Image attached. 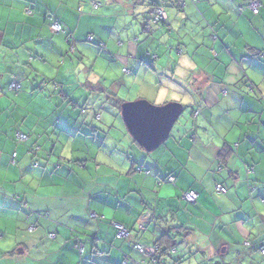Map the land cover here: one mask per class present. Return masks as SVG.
I'll return each instance as SVG.
<instances>
[{
    "label": "crops",
    "instance_id": "crops-1",
    "mask_svg": "<svg viewBox=\"0 0 264 264\" xmlns=\"http://www.w3.org/2000/svg\"><path fill=\"white\" fill-rule=\"evenodd\" d=\"M90 1L16 0L36 18L11 31L0 29V51L6 49L11 54L10 59L19 57L21 61L18 67L12 63L0 73V117H3L0 119V165L10 166L14 161H20L26 171H31L37 168L35 162L39 167L52 164V171L68 182L64 191L71 192L85 182L80 171L91 174L99 167L92 151L100 150L109 139L119 140L122 145L128 141L136 143L127 132L120 107L138 100L151 103L150 99L141 98L148 96V89H138L133 83L129 85L131 91L116 90V80L110 76L96 84L87 81L77 84L63 75L59 79L37 75L34 61L50 62L49 58L55 57L57 60L66 58V63L73 59L79 63L75 58L77 53L73 52L74 46L77 51L81 48L103 49L104 57L111 65L121 53L111 47L100 48V45L105 46L112 40L118 49L124 47L133 72L144 69L157 72L163 70L158 65L164 58L157 51L161 47L156 43L158 34L175 36L174 40L165 43L168 50L180 56L188 42L178 38L179 33L199 29V42L190 52L202 67L183 84L194 102L182 105L185 109L189 107V111L175 125L164 146L152 152V159L132 158L126 171L119 165L101 169V175L107 179L91 185L86 206L76 201H71V205H66L67 202L34 203L23 192L9 198L0 191V212H14L29 218L33 226L43 229L41 240L44 244L64 241L54 258L41 264H122L125 256L129 258V264H183L186 256H199L206 264H251L253 256L259 255V248L264 246V233L258 229V222L249 211L253 199L264 200V97L257 95L259 85L254 79V75L264 77V0H261L263 5L259 14L248 8L242 9L250 0H187L181 11L173 5L175 0H145L150 9L148 19L143 22L140 15L145 11L141 8L143 0H107L114 8L98 13L94 11L97 5H91ZM153 4L164 8L168 26L150 23ZM217 8L219 12L215 11ZM114 12L127 15V23L118 24ZM229 12L246 24L249 41L241 43L243 36H238L225 20ZM50 17L64 25V34L51 30L53 21ZM131 28L136 31L134 34ZM89 37L94 41H88ZM69 53L75 57H70ZM230 66L239 73V79L233 76V83L225 79ZM17 82L22 85L20 93L9 91L10 84ZM13 96L22 98L24 103L13 101ZM58 96L63 102L61 108L56 101ZM221 101L239 110L241 120L237 127L240 134L235 139L226 137L210 154L211 179L214 185H222L229 191L237 188L242 175L245 184H241L236 193L240 205L232 210L231 225L214 223L209 231L215 233L216 239L208 242L207 247H193L190 245L197 231L192 226L193 218L205 213L216 218L224 215L187 167L190 151L204 131L203 126L196 123L197 118H202L209 109L217 108ZM197 110L201 113L194 118L193 113ZM99 116L104 119L100 120ZM222 118H226L224 113L218 117ZM18 133H25L30 140L18 143ZM66 139L79 145L75 151L88 155L74 159L65 157L64 163L60 155L55 159ZM37 147L39 151L30 156V151ZM137 147L141 146L137 144ZM14 154L17 155L15 159ZM146 168L154 169L163 187L172 189L171 194L165 195L157 186L159 194L155 203L146 199L130 179L135 175L134 169ZM169 176L176 178L175 185L168 183ZM189 190L199 194L197 203L182 200L183 193ZM108 205L119 207L131 219H102L99 209ZM92 214L100 218L95 219ZM112 222L128 227L130 238L118 239V231ZM168 234L175 237L176 249L157 260L144 258L134 249L135 244L154 246ZM79 242L84 245L83 256L77 250ZM247 242L250 247L244 246ZM33 256L34 249L25 245L11 250L7 257L0 254V262L31 264Z\"/></svg>",
    "mask_w": 264,
    "mask_h": 264
},
{
    "label": "clouds",
    "instance_id": "clouds-1",
    "mask_svg": "<svg viewBox=\"0 0 264 264\" xmlns=\"http://www.w3.org/2000/svg\"><path fill=\"white\" fill-rule=\"evenodd\" d=\"M215 11L219 12L220 9L217 8ZM114 15L116 16L117 23L121 25L126 24L129 18L123 13L114 12ZM35 18L33 12L19 2H16V0H0V29L11 31L14 27L19 28L22 25H27L29 21ZM225 20L236 30L238 36H243L241 43L249 41L248 28L242 20L238 19L232 12L225 15ZM176 27L179 29L178 24ZM158 35L159 38L156 43L161 47L157 51H160L164 57L159 61L158 65L159 68L163 69L162 71L152 72L149 69H144L133 72L124 47L118 49L116 43L109 40L104 47H111L114 51L121 53L118 58L113 59L111 65L104 57L103 49L93 48L85 52L83 48L77 51V48L74 46L73 52H76L81 57L79 63L75 59L71 63H66V58L57 60L55 57H50V62L34 61L36 69H38L37 75L57 79L63 75L69 77L77 84L84 81L96 84L105 76L112 77L115 75L117 77L114 86L116 90L124 89L131 91L129 85L133 83H135L138 89L141 87L148 89V96H142L141 98H148L153 105L157 106L151 109L153 112L166 110L172 104H192L194 97L187 92L183 84L190 81L202 67L201 64L192 58L190 52V49L195 47L199 42V29L179 33L178 38L188 42V47L184 54L180 56H175L168 50L165 43L170 39L174 40L175 36L170 37L166 33ZM10 55L6 49L0 51V73L4 72L9 64L15 63L17 67L20 65V58L13 57L10 59ZM233 76H235V79H239V73L236 68L230 66L228 72L225 74L226 81L233 83ZM254 79H256V83L259 85L257 95L264 97V77L254 75ZM12 100L18 104L24 103L22 98L16 96H13ZM226 109L227 111H225ZM221 113H224L226 118L218 119ZM98 118L100 120L104 119L103 116H99ZM0 119H3V117H0ZM240 120L241 114L239 110L224 101H221V104L217 108L209 109L202 118H197L196 120L197 124L203 126L204 131L200 134L190 151L187 167L224 215L216 218L211 213H205L203 216L194 217L195 223L192 226L197 231L193 234L190 246L207 247L208 242L216 239L215 233L209 231V229L213 227L214 223L224 222L226 227L231 225L232 210L240 205V200L236 193L240 185L245 184L244 176H241L240 181L237 183V188L229 191L214 185L209 172L210 154L214 153L216 145L226 137L235 139L240 134L237 127ZM128 126L131 129L132 135L135 136L136 141L142 147L138 148L137 144L132 141H128L127 144L122 145L119 140L109 139L100 150L91 152V155L97 157L96 164L99 165L95 173L90 174L78 169L80 176L83 177L85 182L77 188L72 189L71 192L64 191L68 182L52 171V164H46L44 167H37L34 170L26 171L24 164L20 161H14L10 166L0 165V191L4 195L9 196V198L15 193L23 192L34 203L43 201L46 204H52L76 201L81 206H86L87 193L91 191V185L107 179L101 175V169L107 166L116 167L119 165L126 171L132 158L137 159L139 157V159L145 160L153 158L151 151H145V143L153 141L152 134L142 128L131 116L129 117ZM77 147L79 145L72 139L64 140L59 149L61 162H65V157L74 159L75 156L88 155L87 152L75 151ZM240 167L243 170V165H240ZM134 172L135 175L130 176V179L135 182L136 187L140 189L141 194L146 199L153 203L156 202L159 194L157 186H160V192H163L165 195L171 194L172 189L163 187L161 178L154 169H134ZM189 198H192L191 195ZM249 211L252 212L255 221L258 222V229L264 233V200L257 201L253 199L249 205ZM99 212L103 214L101 218L108 221L131 219L119 207L111 205L100 208ZM43 234V229L33 226L29 218L17 215L14 212H0V250H2L0 254H3L5 257L8 256L11 250L27 245L34 249L31 264H41L43 261L51 260L64 241L61 239L55 245L44 244L41 240ZM183 264H206V262L204 258L199 256H186ZM251 264H264V253L253 256Z\"/></svg>",
    "mask_w": 264,
    "mask_h": 264
},
{
    "label": "water",
    "instance_id": "water-1",
    "mask_svg": "<svg viewBox=\"0 0 264 264\" xmlns=\"http://www.w3.org/2000/svg\"><path fill=\"white\" fill-rule=\"evenodd\" d=\"M155 107L157 106L146 100H138L136 102H127L120 108L127 132L130 133L137 144L139 143L136 141L135 136L132 135L131 129L128 126L130 116L142 128L152 134L153 141L145 143V151H151V153L164 146L185 110L182 105L172 104L166 110L159 112L151 111Z\"/></svg>",
    "mask_w": 264,
    "mask_h": 264
},
{
    "label": "built area",
    "instance_id": "built-area-1",
    "mask_svg": "<svg viewBox=\"0 0 264 264\" xmlns=\"http://www.w3.org/2000/svg\"><path fill=\"white\" fill-rule=\"evenodd\" d=\"M184 5H185V1L184 0H179L178 7L182 8V7H184ZM260 7H261V4L255 1V2H252L251 4H249L248 9L253 11L254 14H259ZM94 8H95V10H98L99 6H95ZM154 14H155L154 18H153L154 24H157L158 21H160V20L161 21L162 20L163 21L166 20V14H165V12L162 9L156 10L154 12ZM50 19L53 21L52 25H51V30L52 31H54L55 33H62V32L64 33L65 32L64 26L60 22L56 21L52 17H50ZM88 41H90V42L93 41V37H89ZM20 89H21V85L19 83H14V84H11L9 86V90L10 91H14V92H18L19 93ZM199 113L200 112H198L195 115V117H198ZM16 138H17L18 143H20V144H23L24 142H27L30 139V137H28V135H26L25 133H18ZM39 149L40 148L37 147V148L31 150L29 154L32 155V153H35V152L39 151ZM16 157H17V155L14 154L13 155V159H15ZM36 166H38V163H36ZM169 183L171 185H175L176 184V179L173 178V177H170ZM216 186H218L220 188H223V189H226V187H223L222 185H216ZM190 195H191L192 198H189ZM198 199H199V194L196 191H194V190H190L189 192H184L183 195H182V200L186 201L189 204L190 203H197L199 201ZM92 217L96 218L97 216L92 214ZM113 226L118 231V238L119 239H126V238L129 237L130 231L126 227H124L122 224L113 223ZM244 246L250 247L251 245L247 242V243L244 244ZM77 248L79 250V253H81V255H83L84 254V246L82 244H79ZM137 250H139L140 254L143 255L144 257L145 256H147V257H155L158 254V249L154 248V247L149 248V247H146V246L144 247V246L140 245V246L137 247ZM260 253H264V247H262L260 249Z\"/></svg>",
    "mask_w": 264,
    "mask_h": 264
},
{
    "label": "trees",
    "instance_id": "trees-1",
    "mask_svg": "<svg viewBox=\"0 0 264 264\" xmlns=\"http://www.w3.org/2000/svg\"><path fill=\"white\" fill-rule=\"evenodd\" d=\"M185 1V5H184V7H182V8H180V7H178V4H179V0H175L174 1V3H173V5L177 8V9H179L180 11L181 10H183L185 7H186V3H187V0H184ZM258 2V3H260L261 4V6L263 5L262 4V1L261 0H250L249 2H247L246 4H245V6H243V8L242 9H244V8H248V6H249V4H251L252 2ZM153 10H152V12H151V19H150V22L151 23H153L154 24V20H153V18H154V12L156 11V10H158V9H162L163 11H164V8L162 7V6H160V5H156V4H153ZM260 9H261V7H260ZM259 9V10H260ZM165 12V11H164ZM260 13V12H259ZM55 19V18H54ZM56 21H58V22H60L58 19H55ZM156 26H168V25H166V20L165 21H158V23L157 24H155ZM64 26V25H63ZM64 30H65V28H64ZM65 32H66V30H65ZM64 32V33H65ZM63 32L62 33H58V34H64ZM68 41L70 42V44L72 43V41L68 38ZM94 41V40H93ZM93 41H91V42H93ZM101 46V47H100ZM99 47L100 48H103L104 47V45L103 44H101ZM17 83H19V82H17ZM12 84H14V83H12ZM20 85H21V82L19 83ZM11 85V84H10ZM21 88H22V85H21ZM8 90H9V88H8ZM21 90V89H20ZM10 91V90H9ZM250 91H252V88H250ZM16 93H18V92H16ZM20 93V92H19ZM121 108V107H120ZM198 112H200L201 113V111L200 110H197L196 112H194L193 113V116H194V118H197V117H195V115L198 113ZM199 113V114H200ZM29 137V136H28ZM30 140V139H29ZM28 140V141H29ZM27 141V142H28ZM25 143V142H24ZM36 153V152H35ZM35 153H32V155L33 156H35ZM32 155H30V156H32ZM32 156V157H33ZM226 159V158H225ZM225 159L223 160V161H225ZM36 163H38V162H35V166H36ZM36 167H39V164H38V166H36ZM170 177H172V176H169V177H167V181H168V183H169V179H170ZM174 178V177H173ZM176 179V178H175ZM170 184V183H169ZM190 191V190H189ZM188 191V192H189ZM95 216H97L96 218H100V216H98L97 214H94ZM94 218V217H93ZM95 218V219H96ZM113 223H116V222H112L111 224H112V226H113ZM118 224V223H117ZM124 227H126L124 224H122ZM114 227V226H113ZM128 230H129V228L128 227H126ZM130 231V230H129ZM130 235H131V233H130ZM130 235H129V237L128 238H126V239H122V240H128L129 238H130ZM117 237H118V232H117ZM119 239V238H118ZM121 240V239H120ZM79 244H82L83 245V243L81 242H79V243H77V247H78V245ZM165 246H164V245ZM141 244H135L134 245V249L135 250H137V247L138 246H140ZM84 246V245H83ZM143 246V245H142ZM175 246H176V242H175V237H172V236H170L169 234L165 237V236H163L157 243H156V245H154V246H149V248H152V247H154V248H157L158 249V254H157V256H155V257H148L149 259H151L152 261H154V260H157L158 258H160L161 256H163V255H168V252H171V251H175ZM145 247V246H144ZM146 247H148V246H146ZM262 247H264V246H262ZM260 249L261 248H259V252H260ZM77 250H78V248H77ZM79 251V250H78ZM137 252L140 254V252H139V250H137ZM85 253V252H84ZM81 254V253H80ZM261 254V253H260ZM84 255V254H83ZM82 255V256H83ZM141 255V254H140ZM142 257H144L143 255H141ZM147 257V256H146ZM145 258V257H144ZM122 264H129V258L127 257V256H125V258H124V260L122 261ZM142 264H144V263H142Z\"/></svg>",
    "mask_w": 264,
    "mask_h": 264
},
{
    "label": "rangeland",
    "instance_id": "rangeland-1",
    "mask_svg": "<svg viewBox=\"0 0 264 264\" xmlns=\"http://www.w3.org/2000/svg\"><path fill=\"white\" fill-rule=\"evenodd\" d=\"M134 2V0H129V2ZM145 0H143L142 1V5H141V8H144V13H141L140 15H141V22H143L144 20H147L148 19V17H149V15H148V13H149V9H150V7H149V5H148V3L147 2H144ZM90 4L91 5H97V6H99L100 7V9L99 10H97V13L99 12V11H102V10H104V9H106V10H111V8H114V5H111V7H110V4H109V2L107 1V0H91L90 1ZM105 4H107V6H105ZM247 10V9H246ZM131 23H133V21H131ZM151 23V22H150ZM135 24H137V23H135ZM135 24H133V25H135ZM136 26H135V30H136ZM134 28H131V32L134 34L136 31L134 30ZM151 30V29H150ZM154 34H152L151 36H153ZM90 45V44H89ZM90 50V48L88 49H86V50H84L85 52H88ZM69 55H70V57H73L74 55H72V54H70L69 53ZM75 57V56H74ZM76 59H77V61H79L80 62V60H81V57L78 55L77 57H75ZM54 101V100H53ZM56 101L58 102V104H59V108H61L62 107V105H63V102H62V100H61V98H59V96L58 97H56ZM55 102V101H54ZM189 111V107H186V109L184 110V113L182 114V116H184V115H186V113ZM103 114V113H102ZM181 116V117H182ZM181 119V118H180ZM180 121V120H179ZM174 130V129H173ZM174 132V131H173ZM172 132V133H173ZM60 151L58 150V153H59ZM57 153V155L55 156V159H57L58 158V156L60 155V154H58ZM59 160V159H58ZM37 161H40V160H37ZM40 167H42V165L40 166ZM61 204H64V203H61ZM66 205H71V202H67L66 203Z\"/></svg>",
    "mask_w": 264,
    "mask_h": 264
},
{
    "label": "snow or ice",
    "instance_id": "snow-or-ice-1",
    "mask_svg": "<svg viewBox=\"0 0 264 264\" xmlns=\"http://www.w3.org/2000/svg\"><path fill=\"white\" fill-rule=\"evenodd\" d=\"M113 80H117V77L115 75L112 76ZM134 119V118H133Z\"/></svg>",
    "mask_w": 264,
    "mask_h": 264
}]
</instances>
